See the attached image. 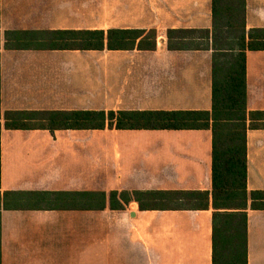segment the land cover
I'll return each instance as SVG.
<instances>
[{"label": "crops", "instance_id": "obj_1", "mask_svg": "<svg viewBox=\"0 0 264 264\" xmlns=\"http://www.w3.org/2000/svg\"><path fill=\"white\" fill-rule=\"evenodd\" d=\"M213 27V0H0L2 115L211 111L214 51H170L167 35ZM246 28L264 29V0H246ZM112 29L156 30L158 48L8 49L7 33ZM246 58L248 112L264 111V51ZM247 141L248 191H264V130ZM212 156L210 130L3 129L1 192L34 195L7 198L1 264H213L211 196L206 210L110 205L112 192L211 194ZM91 193L106 194L105 208ZM248 264H264V211H248Z\"/></svg>", "mask_w": 264, "mask_h": 264}, {"label": "trees", "instance_id": "obj_2", "mask_svg": "<svg viewBox=\"0 0 264 264\" xmlns=\"http://www.w3.org/2000/svg\"><path fill=\"white\" fill-rule=\"evenodd\" d=\"M210 31H168L170 51L213 50L211 111H8L2 115L0 85V264L1 214L8 196L1 192V133L10 131H201L213 134V189L201 192H112L113 210L132 202L141 211L206 210L212 197L213 264H248V211H264V191H248L249 131L264 130V111L248 112L246 55L264 51V29L246 28V0H213ZM8 49L49 51H156V30H87L7 33ZM21 38V39H19ZM212 40V42H211ZM23 41V42H21ZM3 121V123H2ZM26 195V196H25ZM92 208H105L106 194H87ZM47 194H38L43 202ZM28 197V196H27ZM35 197V196H34ZM33 199V198H32Z\"/></svg>", "mask_w": 264, "mask_h": 264}]
</instances>
